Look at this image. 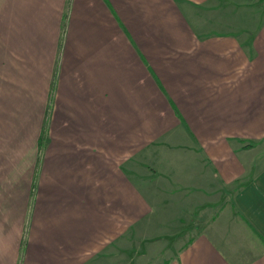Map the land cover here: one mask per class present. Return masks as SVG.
I'll use <instances>...</instances> for the list:
<instances>
[{
    "label": "crops",
    "instance_id": "0c3cea01",
    "mask_svg": "<svg viewBox=\"0 0 264 264\" xmlns=\"http://www.w3.org/2000/svg\"><path fill=\"white\" fill-rule=\"evenodd\" d=\"M263 142L264 1L0 0V264H264Z\"/></svg>",
    "mask_w": 264,
    "mask_h": 264
},
{
    "label": "rangeland",
    "instance_id": "374dc122",
    "mask_svg": "<svg viewBox=\"0 0 264 264\" xmlns=\"http://www.w3.org/2000/svg\"><path fill=\"white\" fill-rule=\"evenodd\" d=\"M257 1L263 2V0H257ZM249 147H250V148H254L255 145H254V146H253V145H250ZM256 148H257V149L259 148L261 152H264V142L258 144V145L256 146Z\"/></svg>",
    "mask_w": 264,
    "mask_h": 264
},
{
    "label": "trees",
    "instance_id": "16d2710c",
    "mask_svg": "<svg viewBox=\"0 0 264 264\" xmlns=\"http://www.w3.org/2000/svg\"><path fill=\"white\" fill-rule=\"evenodd\" d=\"M264 1V0H263Z\"/></svg>",
    "mask_w": 264,
    "mask_h": 264
}]
</instances>
